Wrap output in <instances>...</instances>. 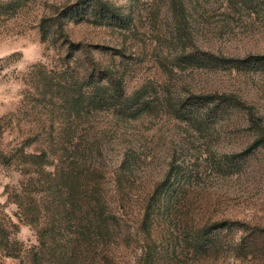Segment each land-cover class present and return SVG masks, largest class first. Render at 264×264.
<instances>
[{
    "label": "rangeland",
    "instance_id": "1",
    "mask_svg": "<svg viewBox=\"0 0 264 264\" xmlns=\"http://www.w3.org/2000/svg\"><path fill=\"white\" fill-rule=\"evenodd\" d=\"M81 1L0 3H7L0 5V244L14 254L0 250V263L264 264V238L253 237L255 228L264 229V148L247 152L264 138V67L199 68L198 61L182 59L196 48L221 58L264 54V0H89L90 6L106 4L105 16L85 11V3L69 10ZM86 69L97 80L102 70L123 74L128 93L147 86L153 96L170 90L184 98L237 97L233 109L206 125L192 122L191 99L178 110L156 105L152 114L125 125L128 137L109 146L100 161L115 217L107 249L105 240L76 233L77 215L45 217L46 190L37 193L39 212L30 219L20 217L13 203L19 196L14 187L33 177L34 156L45 151L48 169L65 163L56 147L59 130L71 128L75 142L105 131L107 116L65 124L62 108L39 88L43 74L70 78ZM130 136L138 139L139 166L126 185L132 205L122 211L113 203V173ZM151 192L173 197L175 209L146 213L142 201Z\"/></svg>",
    "mask_w": 264,
    "mask_h": 264
},
{
    "label": "trees",
    "instance_id": "2",
    "mask_svg": "<svg viewBox=\"0 0 264 264\" xmlns=\"http://www.w3.org/2000/svg\"><path fill=\"white\" fill-rule=\"evenodd\" d=\"M5 1L7 0H0V3ZM83 3L89 6H86L87 8L82 7V9L87 11L88 8H91L92 13L95 15L104 14L103 16H105V13L109 12L106 4L97 6L91 4L92 6H90L91 1L89 0H82L79 5L70 7L69 10L79 8L77 6H81ZM5 4L7 3L0 5ZM74 13L80 14L76 9ZM64 17L71 18L73 16ZM79 17L81 21H84V16ZM79 19L76 21H79ZM57 22L61 23V21ZM182 59L188 65L197 63L195 60L198 61L199 68L247 71L264 67V54L250 55L243 59L221 58L213 52L201 51V49L196 48L194 52L185 51ZM99 73L102 75L100 80H97L89 69H86L82 76L77 74V77L65 78L62 76L63 73L60 72L56 75L61 77L60 79L44 74L41 76L39 88L44 96H50L53 107L59 105L62 108L65 124H78L85 118H89V120L91 118L97 119L98 116H107L108 123L105 124V131L87 132L79 138L78 142L74 140L77 133L72 131L71 128L69 130L65 128V130H59L56 133L58 141L56 147L58 146L63 151V156L66 158L65 163L62 166L55 165L54 168L48 169L45 166L49 163L45 151L34 156L33 158L37 162L33 163L31 169L33 177L27 183L21 181L18 186L14 187L17 189L16 193H19V196H15L13 203L17 205L21 212L20 217L30 219V217L37 216L39 212L38 207L40 205L36 198L37 193L46 190L48 197L45 204L48 208V216L45 214V217L51 219L56 212H71L77 215V222L76 217H73V228L76 229V233L80 237L88 238L91 242L92 240L101 239V242L104 243L105 240L107 249L114 237L113 220L115 217L113 216L114 212L110 210L112 204L106 200L107 196L102 183L104 176L100 161H102L104 152L109 146L113 145L115 141H120L122 137H128L127 124L132 123L139 117L152 114L157 106L163 107L166 105L168 108L178 110L185 100L191 99L196 103L193 104L194 108L189 110L188 113L191 115L192 122L202 126L208 124L216 116L233 109L237 97L228 94L204 93L184 98L179 95L175 96L170 90L167 96L158 91H155V96H153L147 86L128 93L123 74L118 75L110 69L102 70ZM101 80L106 82L103 83ZM2 134L4 132H1L0 136ZM52 137L54 140L53 135ZM132 138L134 139L129 140L127 146H123L122 157L113 173L114 188L116 189L113 203L116 206L118 205V210L122 211H126L132 205L133 199L130 192L126 191V185L134 179L139 166V159L136 157L137 152L135 151L138 139L135 136ZM53 146L55 147V145L51 147ZM262 146L264 148L263 136L251 145L247 152H254ZM2 153L0 149V155L3 156ZM21 158L23 160L22 154L19 159L21 160ZM12 160L13 158L10 161ZM167 182L168 180L164 181L163 186L167 187ZM26 192L33 193L32 197L23 196L26 195ZM27 198H29L28 203H26ZM142 203L146 213L169 212L175 209L173 197H164L155 192L148 193ZM83 220L86 225L80 226ZM144 221L146 223L147 218ZM253 231L255 232L253 234L255 239L264 238V229L257 227ZM243 240H245L243 241L245 243L247 238ZM252 244L255 246V242ZM4 247L0 244V250L5 251L6 256L14 255L11 250H8V245Z\"/></svg>",
    "mask_w": 264,
    "mask_h": 264
}]
</instances>
